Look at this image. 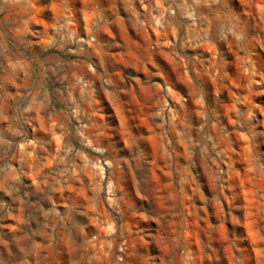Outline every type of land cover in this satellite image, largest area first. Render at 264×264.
Here are the masks:
<instances>
[{"label": "rangeland", "instance_id": "1", "mask_svg": "<svg viewBox=\"0 0 264 264\" xmlns=\"http://www.w3.org/2000/svg\"><path fill=\"white\" fill-rule=\"evenodd\" d=\"M0 264H264V0H0Z\"/></svg>", "mask_w": 264, "mask_h": 264}]
</instances>
